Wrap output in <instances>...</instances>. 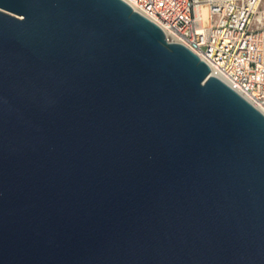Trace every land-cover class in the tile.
I'll list each match as a JSON object with an SVG mask.
<instances>
[{
	"label": "water",
	"instance_id": "obj_1",
	"mask_svg": "<svg viewBox=\"0 0 264 264\" xmlns=\"http://www.w3.org/2000/svg\"><path fill=\"white\" fill-rule=\"evenodd\" d=\"M0 264H264V114L122 0H0Z\"/></svg>",
	"mask_w": 264,
	"mask_h": 264
},
{
	"label": "built area",
	"instance_id": "obj_2",
	"mask_svg": "<svg viewBox=\"0 0 264 264\" xmlns=\"http://www.w3.org/2000/svg\"><path fill=\"white\" fill-rule=\"evenodd\" d=\"M264 114V0H122Z\"/></svg>",
	"mask_w": 264,
	"mask_h": 264
}]
</instances>
